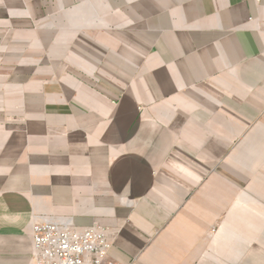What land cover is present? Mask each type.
<instances>
[{
  "label": "crops",
  "instance_id": "crops-1",
  "mask_svg": "<svg viewBox=\"0 0 264 264\" xmlns=\"http://www.w3.org/2000/svg\"><path fill=\"white\" fill-rule=\"evenodd\" d=\"M38 218L264 264V0H0V264Z\"/></svg>",
  "mask_w": 264,
  "mask_h": 264
},
{
  "label": "built area",
  "instance_id": "built-area-1",
  "mask_svg": "<svg viewBox=\"0 0 264 264\" xmlns=\"http://www.w3.org/2000/svg\"><path fill=\"white\" fill-rule=\"evenodd\" d=\"M30 237L33 264H122L106 261L111 244L98 226L72 228L66 221L38 218Z\"/></svg>",
  "mask_w": 264,
  "mask_h": 264
}]
</instances>
